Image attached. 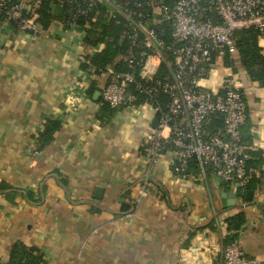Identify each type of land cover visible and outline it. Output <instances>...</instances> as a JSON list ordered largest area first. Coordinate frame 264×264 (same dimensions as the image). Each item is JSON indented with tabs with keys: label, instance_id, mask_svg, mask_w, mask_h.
Returning a JSON list of instances; mask_svg holds the SVG:
<instances>
[{
	"label": "crops",
	"instance_id": "crops-1",
	"mask_svg": "<svg viewBox=\"0 0 264 264\" xmlns=\"http://www.w3.org/2000/svg\"><path fill=\"white\" fill-rule=\"evenodd\" d=\"M45 29L31 36L0 20V183L11 187L0 190L1 261L22 241L47 264H222L227 220L243 213L236 239L264 264V174L244 190L252 195L230 207L225 194L239 190L213 174L175 175L167 151L148 176V196L134 207L156 113L143 101L103 107L106 76L87 72L78 58L95 56L99 44L56 19ZM229 60L233 66L223 60L213 69L241 88L244 145L248 155L260 154L264 170V88L239 57ZM48 119L61 127L38 151Z\"/></svg>",
	"mask_w": 264,
	"mask_h": 264
},
{
	"label": "built area",
	"instance_id": "built-area-1",
	"mask_svg": "<svg viewBox=\"0 0 264 264\" xmlns=\"http://www.w3.org/2000/svg\"><path fill=\"white\" fill-rule=\"evenodd\" d=\"M45 8L62 26L85 34L94 25L98 32L111 24L121 30L117 43L123 50L112 66H95L86 54L78 58L87 72L106 76L103 105L130 107L142 98L156 113L147 142L146 178L134 207L148 196V176L167 151L172 171L182 178L192 176V161L199 177L213 174L236 190H246L264 174L250 164L242 141L248 109L236 79L224 77L216 91L201 85L225 57H238L236 31L254 29L264 40V0H0V20L38 36L46 30L41 19ZM97 44L102 51L106 43ZM212 114L223 117V127L207 134L205 122ZM222 264L260 262L235 239L223 246Z\"/></svg>",
	"mask_w": 264,
	"mask_h": 264
},
{
	"label": "trees",
	"instance_id": "trees-1",
	"mask_svg": "<svg viewBox=\"0 0 264 264\" xmlns=\"http://www.w3.org/2000/svg\"><path fill=\"white\" fill-rule=\"evenodd\" d=\"M45 28L52 25L55 17L47 8L43 11V17L41 18ZM86 37V42L90 45H96L97 43L104 41L105 48L92 57L91 61L95 66L107 68L112 66L119 56L123 47L117 43V38L121 32L118 26L111 24L105 26L102 32H98V26H93ZM234 40L238 49V57L241 65L245 69L251 81L258 83L264 88V40L261 38L258 31L254 29H243L234 33ZM224 63L227 66H233V62L229 60V57L224 58ZM164 67H161L160 71H163ZM245 100V99H244ZM143 101L142 98L138 102ZM103 107L110 108L106 105ZM112 109V108H110ZM248 119L245 123L247 124ZM244 125V126H245ZM242 127V129L244 128ZM61 123L55 119H48L44 125L43 131L39 134L38 151H42L47 145L51 143L54 138V134L60 129ZM223 127V117L218 114L210 115L205 122V131L207 134H214L218 129ZM241 129V133H242ZM243 143L245 142L242 136ZM250 164L257 168H261L262 159L259 153H250ZM188 172L194 175L199 174V167L196 161H192L188 167ZM257 179H254L248 188H253ZM11 187L5 183H0V190L10 189ZM231 235L226 239V243L229 244L237 238L238 232L245 224V217L243 213H239L227 220ZM0 264H5L0 259ZM6 264H47L43 254L35 247L27 246L22 241H16L10 249L9 261Z\"/></svg>",
	"mask_w": 264,
	"mask_h": 264
},
{
	"label": "rangeland",
	"instance_id": "rangeland-1",
	"mask_svg": "<svg viewBox=\"0 0 264 264\" xmlns=\"http://www.w3.org/2000/svg\"><path fill=\"white\" fill-rule=\"evenodd\" d=\"M209 76L208 77H206L205 79H203L202 81H201V85L203 86V87H206V88H208V89H210V87L213 85V87H215L217 84L219 85L218 87H221V85H222V80H223V78H224V73L222 74V75H219L218 73H217V70H215V69H212V70H210V72H209ZM219 80H220V82H219ZM214 91H216V89H213Z\"/></svg>",
	"mask_w": 264,
	"mask_h": 264
},
{
	"label": "water",
	"instance_id": "water-1",
	"mask_svg": "<svg viewBox=\"0 0 264 264\" xmlns=\"http://www.w3.org/2000/svg\"><path fill=\"white\" fill-rule=\"evenodd\" d=\"M213 22H214V24H216V15L215 14H213ZM99 95H100V93H99ZM102 188H103V185L101 186L100 189H98V192L101 193ZM243 194L250 196V195H252V192H250V191L244 192V190H239L237 193L225 194V198L227 200V205L230 207L235 206L236 205V198L238 196H242Z\"/></svg>",
	"mask_w": 264,
	"mask_h": 264
}]
</instances>
